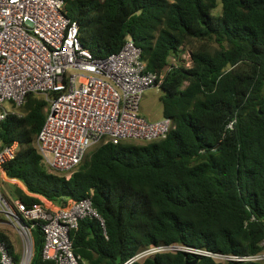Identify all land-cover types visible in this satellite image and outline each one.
<instances>
[{"label": "trees", "instance_id": "1", "mask_svg": "<svg viewBox=\"0 0 264 264\" xmlns=\"http://www.w3.org/2000/svg\"><path fill=\"white\" fill-rule=\"evenodd\" d=\"M65 8L79 24L81 44L95 56L117 52L132 36L147 69L164 73L163 116L175 127L161 140L101 143L67 179L41 162L35 140L46 101L28 93L22 115L0 124L1 146H18L3 169L25 189L0 180L2 196L28 207L40 202L34 195L56 205L90 197L104 229L97 219L83 218L72 231L83 264H126L157 247L167 249L129 264L194 258L195 264H264L217 262L180 249L237 256L262 251L264 0H65ZM30 234L29 264H54L42 258L38 224ZM0 242L18 260L3 230Z\"/></svg>", "mask_w": 264, "mask_h": 264}, {"label": "built area", "instance_id": "2", "mask_svg": "<svg viewBox=\"0 0 264 264\" xmlns=\"http://www.w3.org/2000/svg\"><path fill=\"white\" fill-rule=\"evenodd\" d=\"M170 63L176 66L177 62ZM163 77L164 73L147 69L141 48L129 34L117 52L95 56L81 44L79 24L67 16L65 0H0V124L9 115H22L21 106L28 93L41 95L46 101V115L35 147L50 172L68 179L86 154L101 143L164 139L175 127L172 119L163 115L150 119L140 112L143 94L152 87L160 90ZM227 126L232 127V123ZM17 149L16 142L4 147L0 142V180H17L7 177L3 169ZM34 196L40 202L30 207L19 199L10 205L0 189V210L22 233L23 241L18 260L0 242V264L30 263V228L35 224L43 235L44 260L83 264L74 252L72 231L83 218L97 219L104 229V220L91 198L56 205ZM24 221L33 223L27 225ZM259 245L261 252L245 256L180 249L217 262L260 261L264 260V237Z\"/></svg>", "mask_w": 264, "mask_h": 264}, {"label": "rangeland", "instance_id": "3", "mask_svg": "<svg viewBox=\"0 0 264 264\" xmlns=\"http://www.w3.org/2000/svg\"><path fill=\"white\" fill-rule=\"evenodd\" d=\"M183 53H182V56H183L182 58H184L183 60H187L185 61V63H187L189 59L188 51L186 50ZM171 61L176 62L177 60H174V58L171 57L170 62ZM160 95H161V91L155 87H152L145 91V93L143 94L142 100L140 102V112L143 116L150 118V119H156L162 116L163 105L160 100ZM132 142L145 143V142L137 141V140L132 141ZM3 182H6L7 184L12 185L13 189L16 187L24 188L23 184L19 181L4 180ZM2 183H0L1 189H2ZM7 184L6 186H8ZM0 230L5 231V233L10 237L11 241L14 244L15 252L20 255L23 250L22 233L18 231V229L14 226L13 221L7 217L6 213L1 210H0Z\"/></svg>", "mask_w": 264, "mask_h": 264}, {"label": "clouds", "instance_id": "4", "mask_svg": "<svg viewBox=\"0 0 264 264\" xmlns=\"http://www.w3.org/2000/svg\"><path fill=\"white\" fill-rule=\"evenodd\" d=\"M152 249H154V248H152ZM152 249H150V250H152ZM171 249H175V248H171ZM150 250H148V251H144V252H146V254H150V253L156 252V251H150ZM181 250H182V249H181ZM140 253H142V252H140ZM140 253H139V254H140ZM146 254H144L143 256H145ZM137 255H138V254H137ZM137 255H136V256H137ZM136 256H135V257H136ZM143 256H141V257H139V258H137V259L134 257V258L132 259V261H133V260H138V259L142 258Z\"/></svg>", "mask_w": 264, "mask_h": 264}, {"label": "water", "instance_id": "5", "mask_svg": "<svg viewBox=\"0 0 264 264\" xmlns=\"http://www.w3.org/2000/svg\"><path fill=\"white\" fill-rule=\"evenodd\" d=\"M196 254V253H194ZM198 255V254H197ZM132 260L128 261L126 264H129ZM196 263V258H194L193 260H187L185 262V264H195Z\"/></svg>", "mask_w": 264, "mask_h": 264}, {"label": "crops", "instance_id": "6", "mask_svg": "<svg viewBox=\"0 0 264 264\" xmlns=\"http://www.w3.org/2000/svg\"><path fill=\"white\" fill-rule=\"evenodd\" d=\"M163 115V114H162ZM157 119V118H156ZM12 181H19V180H12ZM20 182V181H19Z\"/></svg>", "mask_w": 264, "mask_h": 264}]
</instances>
